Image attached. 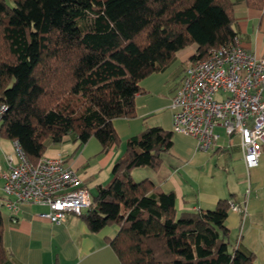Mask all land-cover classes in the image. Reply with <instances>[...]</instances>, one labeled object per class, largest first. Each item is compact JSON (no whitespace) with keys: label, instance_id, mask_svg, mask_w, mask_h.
Masks as SVG:
<instances>
[{"label":"trees","instance_id":"1","mask_svg":"<svg viewBox=\"0 0 264 264\" xmlns=\"http://www.w3.org/2000/svg\"><path fill=\"white\" fill-rule=\"evenodd\" d=\"M245 4L264 8V0ZM235 38L231 0H0V138L33 165L66 136L78 146L94 137L102 152L118 146L112 120L134 116L142 79L189 45L194 62ZM171 136L152 126L125 140L79 217L91 232L117 227L105 241L120 264H255L229 249L228 199L179 211L173 193L131 179L134 168L160 167ZM6 257L0 212V264Z\"/></svg>","mask_w":264,"mask_h":264},{"label":"crops","instance_id":"2","mask_svg":"<svg viewBox=\"0 0 264 264\" xmlns=\"http://www.w3.org/2000/svg\"><path fill=\"white\" fill-rule=\"evenodd\" d=\"M231 2L238 42L257 57H264V8H250L245 0ZM195 50V45L179 50L163 69L139 82L142 93L134 97V116L112 120L120 145H111L102 152L94 137L78 146L66 136L60 144L48 143L42 157L61 159L74 168L83 187L93 196L99 186L109 181L125 140L152 126L171 132L173 89L192 63L190 57ZM215 132L219 139L210 151L199 150L192 136L172 133L170 149L160 154V167L134 168L130 177L135 182L148 180L163 192L173 193L179 211L213 210L217 200L228 199L237 207L229 211L225 222L229 249L252 254L255 264H264V148L257 166L246 168L239 138L226 136L220 127ZM7 155H13V141L0 138L2 166ZM4 201L0 180L2 244L7 253L3 264H120L105 241L114 236L116 226L91 232L74 214H67L61 224H51L38 216L45 208L31 204L18 207L17 222L12 224Z\"/></svg>","mask_w":264,"mask_h":264},{"label":"built area","instance_id":"3","mask_svg":"<svg viewBox=\"0 0 264 264\" xmlns=\"http://www.w3.org/2000/svg\"><path fill=\"white\" fill-rule=\"evenodd\" d=\"M170 108L171 133L192 136L199 150L210 151L219 139L215 128L220 127L226 136L239 138L246 168L256 167L264 148V57L245 50L237 38L209 50L205 59L184 69ZM4 111L0 104V120ZM0 180L3 207L12 224L21 204L45 208L38 216L51 224L91 207V196L74 168L45 157L33 165L16 142L5 166L0 163ZM230 210L237 207L230 203Z\"/></svg>","mask_w":264,"mask_h":264}]
</instances>
